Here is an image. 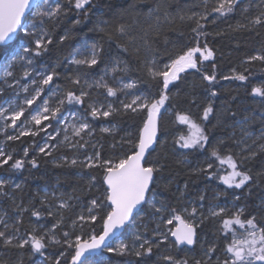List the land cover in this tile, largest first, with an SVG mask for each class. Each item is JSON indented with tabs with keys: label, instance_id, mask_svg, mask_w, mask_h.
Instances as JSON below:
<instances>
[{
	"label": "trees",
	"instance_id": "16d2710c",
	"mask_svg": "<svg viewBox=\"0 0 264 264\" xmlns=\"http://www.w3.org/2000/svg\"><path fill=\"white\" fill-rule=\"evenodd\" d=\"M60 2L67 10L66 15L55 20L45 19L43 22L31 15L27 18L26 22L33 20L52 36V43L48 45L47 51L36 56V60L59 73L54 83L64 91L75 90L77 95L81 90L88 93L83 104L65 103L64 109L73 107L87 117L96 132L95 139L101 145V159L118 162L125 154L131 153L132 145L127 141L135 142L139 129L147 119L146 109L136 113L124 112L121 102L126 98L125 103H129L141 94L149 95L153 99L158 98L162 85L159 80L149 76L147 64L155 61L153 66L162 70L170 59L181 55L188 47L196 46L195 34L192 32L196 21L187 19V16L192 13L203 14L204 0H91L86 9L87 15L69 8L67 0ZM216 2L217 0H207V8L211 9ZM262 2L264 0H239L232 13L225 16L212 13L207 21H200L204 33L199 37L200 46L207 43L214 55L198 64L199 71L186 69L180 78L169 86V99L160 112V138L156 149L147 158L150 164L158 162L162 165L161 171L155 174L156 181L151 198L140 211L146 213L147 217H151L155 212L150 203L155 197L161 198L170 210L176 209L177 213L182 198H193L205 205L211 201L228 205L225 208L226 218H231L237 210L243 208L242 219L253 215L258 223L264 222V150L260 147L264 145V98L252 94L253 87L264 86V61L248 59L257 54L264 55V24L249 23L264 10L261 7ZM245 8L248 10L245 11ZM181 16L185 18L181 19ZM77 19L81 21L79 24L74 23ZM122 24L127 26L123 34L117 31L118 26ZM65 35L67 39L61 41L60 37ZM35 38L36 36L25 35L22 31L17 40H26L28 45L34 48ZM15 43L8 48H0V72ZM93 45H96L98 50L96 65L88 67L72 63L74 58H89V49H92ZM213 73L216 81L210 86L202 77L204 74ZM240 73L248 79H235ZM76 76H79V85L70 83L69 77ZM97 82L101 86L98 87ZM132 82H135V88H124V85ZM104 84L117 89L116 95L109 96ZM213 89L217 93L216 96L210 95ZM104 99L110 101L113 108L119 111L107 118H92L90 105ZM209 102L214 112L208 120H203V108ZM178 113L189 115L204 129L209 141L203 148H182L176 143L181 135L188 136L190 131L188 124L177 119ZM104 126L112 127L113 131L103 132ZM246 132L253 133V136L244 142ZM31 141L32 137L28 136L13 142L7 141L12 147L24 149L30 146L32 150L24 159L19 153L13 156V162L15 159L24 160L23 168L0 167V178L10 177L20 184L19 188L13 189L12 197L6 195L8 188H3L0 200L10 213H18L15 226L28 234L33 233L37 225H43L36 233L43 235L56 224L57 227L45 237L47 246L43 253L50 255L49 264H55L57 258L60 259V264H71L73 250L64 243L66 238L63 234L68 232L67 239L71 240L76 235H81L84 239L93 232L99 235L103 231V217L110 208L98 209L95 212V222H88L83 227L77 224L75 228H71L72 221L78 215L65 211L68 219L58 224L60 220L49 215L48 206L41 200L42 189L54 190L58 187L66 194L90 204L92 199L104 197L107 187L103 183L104 170L99 166L88 168L82 163L71 165L68 162L59 164L53 161L62 154L73 157L74 150L60 149L49 155H36ZM220 141H223L222 145L219 144ZM254 141L256 143L252 145ZM217 146L221 155L231 153L238 161L242 159L243 167L240 170H250L249 174L253 179L241 188L225 184L219 177L227 175L231 169L227 164L221 165L211 156L212 149ZM246 147L249 148L245 149ZM252 152L256 155L249 158ZM33 158L36 160L35 167L31 164ZM209 163L213 165L212 169L200 171L207 169ZM210 172L215 175L210 176ZM92 177L96 180L89 188ZM200 197H203V200ZM33 211L40 212V216L32 215ZM140 212L134 217L133 223L149 219L140 218ZM34 222L37 224L34 225ZM132 222L126 230L131 227ZM233 228L236 238H246L247 232L250 231L247 225L244 228L233 225ZM221 229V218L207 213L197 227V243L193 247L180 244L179 255L174 258L187 260L188 264H196L197 261L206 260V250L215 245L216 252L212 256V264H215L217 257L220 260L225 259V246L233 237L228 233L225 238ZM51 235L60 240V243H50ZM184 248L193 250V255L185 253ZM103 253H106V249ZM161 253L162 248L159 246L153 249L150 256L143 259L131 253L111 255L120 261H135L136 264H168L160 256ZM38 254L41 253L34 252L30 245L23 249L1 245L0 264H35Z\"/></svg>",
	"mask_w": 264,
	"mask_h": 264
},
{
	"label": "snow or ice",
	"instance_id": "6c2138e0",
	"mask_svg": "<svg viewBox=\"0 0 264 264\" xmlns=\"http://www.w3.org/2000/svg\"><path fill=\"white\" fill-rule=\"evenodd\" d=\"M239 0H217L216 5L211 9L207 8V0H204L205 10L203 14L192 13V15L187 16V19H195L196 27L192 29L195 34L194 40L196 46L188 47L181 55H178L174 59H170V62L163 66V69H157L153 65L155 61L148 62L147 71L149 76L154 80H159L162 87L158 94V98H150L149 95L141 94L135 96L131 102L122 104V110L124 112L131 111L136 113L138 110H147V119L144 121L143 126L139 129V132L135 138V142L128 140L127 143L132 145V150L130 154H125L118 162H113L108 159H101L100 153L96 152L94 156H88L84 161L79 163L84 164L85 167L94 168L102 167L104 170L103 183L106 184V189L103 199H92L90 205L87 207V215L80 214L72 221V226L75 227L79 224L83 227L88 222H95L97 220V215L93 214L98 209L107 207L110 211H107L106 215L103 217V231L97 235L94 232L88 235L87 239L82 238L81 235H76L74 240L67 239L69 233L65 232L63 235L66 238L64 243H66L69 248L73 250V255L71 257V264H88L89 260L92 258L96 250L107 248L109 253H116L118 255H125L128 253L133 254L137 258H145L153 253L154 248H158L161 243L169 240L168 233L159 231V225L157 230L153 231V236L156 237L155 240L148 238L145 239L142 234H134L133 242L130 246L123 240L120 241L116 247H110L109 241L116 238L121 230L127 226V222L133 216L134 209L138 206L147 203L152 195V185L156 181V173L161 171L162 165L158 162L150 164L146 158V153L152 148L154 142L157 140V118L160 115L161 108L165 105V102L169 99L167 91L169 85L179 79V73L184 72L186 69H195L199 71L198 64L203 60H209L213 55V50L208 47L207 43L200 46L199 37L204 35L202 32L203 24L200 23L201 20L207 21L212 13H216L218 16H225L226 14L232 13L238 4ZM91 0H67V6L73 8L77 13L84 12L87 15V7L90 5ZM32 7V0H0V48H8V42L12 40L13 34L16 33L18 27L23 28L24 34L28 36H36L34 40V48L22 47L21 51L24 55H21V51H12L7 54V68H12L17 60H23L28 55L33 54L35 56H40L43 51H47L48 45L52 43V36L47 30L40 29L37 31L35 24L32 26V31L30 32L27 27H23L21 24V18L24 16L26 9ZM264 9V2L261 5ZM37 9L36 16L41 22L45 19L55 20L62 15L67 14V10L62 6L60 0H56L55 6L52 7L49 0H40L35 5ZM248 9L245 8V11ZM181 16V19H184ZM81 21L79 19L75 20L74 23L79 24ZM251 25H262L264 24V10L260 11L259 15L254 16L249 22ZM125 25H119L117 31L121 34L126 32ZM239 27H244V25H239ZM102 30V29H101ZM67 36H61L60 40L64 41ZM199 54V56H197ZM98 50L97 46H92L91 58H81L72 60L75 65H87L88 67L94 66L98 63L97 60ZM250 61L260 60L264 61V55H254L248 58ZM28 64H32V60H28ZM115 70V69H114ZM126 70V69H125ZM38 77H42L39 85H37V80L32 79V85H37L34 89V94L31 98H25L23 105H18L16 110L9 105L8 109L0 107V119L5 121L10 120L11 124L5 123L4 127H16L17 121L21 120V117L25 115V107L31 106L38 98H41V94L44 92V86H51L54 80L59 77V73L55 69L48 71L47 74L36 73ZM4 76L14 77L12 71H5ZM24 77H30L29 71L25 70L23 72ZM203 80L208 81L211 86L216 81L215 73L212 75L204 74ZM223 79H229V77H223ZM235 79L239 81H246L248 79L243 73L235 76ZM70 83L74 85L80 84L79 76L69 77ZM18 83V82H17ZM11 86V85H9ZM91 87V85H88ZM97 86H101L97 82ZM107 88V94L109 96H115L117 89L109 87L107 84L103 85ZM135 82L128 83L124 85V88H135ZM23 91L28 92V85L23 86ZM252 94L254 96H259L264 98V86L253 87ZM59 95L61 98L56 100L55 106H50L49 99H43V106L37 105V109L34 110L35 114L31 115L30 121L34 122L35 125H41L42 121H49L50 126L51 120H57L58 116L62 115V110L65 107V103L71 105L73 103L83 104L84 98L88 96L86 91L81 90L80 94L77 95L75 90H61L58 93H53V96ZM211 96H216L217 93L213 89L210 93ZM90 115L92 118H97L103 116L105 118L111 116L114 112L119 111V109L113 108L111 104L107 105V110H104V106L101 105L99 108L95 105H90ZM6 112H10V115H6ZM214 112V108L209 102V104L203 108V120H208L210 114ZM71 116L80 120L79 125L72 124V132L75 137H80L83 139L82 133L91 136L92 129L89 123H87V118L77 117V113L72 112ZM65 119L67 130V117ZM177 119L184 124L190 126V131L188 136L181 135L176 141L182 148H203L204 145L209 141V136L205 133L204 129L191 119L187 114H177ZM103 132H110L109 128H103ZM28 132L21 131L18 136H7L8 140H18L20 136L28 135ZM37 133L32 132L31 135L35 136ZM264 134V133H262ZM50 139L54 137L49 136ZM65 141L69 140V137L65 135ZM88 142L85 141L81 144L79 140L75 144H69V147H80L83 148ZM220 145L223 141L219 142ZM54 148L56 145H48L47 143L43 147H39V152L45 155L50 154L46 149ZM264 150V145L260 146ZM255 152L250 153L249 158L254 157ZM24 156H28V149H24ZM211 156L215 157L221 165L227 164L231 169L227 175L220 176L219 178L229 187L235 186V188H241L246 185L247 182L251 181L253 177L249 174V171H241L240 168L243 167V160H237L231 153L227 155H221L219 146L214 147L211 151ZM67 161V157L64 158ZM11 162V163H10ZM71 165H76L78 163L77 159H72L69 162ZM31 164L33 167L36 166L35 158L32 159ZM10 166L11 169H21L24 166L23 159H15L13 162V154L6 153L3 148H0V167ZM213 165L209 163L207 169H200V171H207L212 169ZM209 175H215V173H209ZM96 178L92 177L89 182V188L92 187ZM8 183L7 180L0 179V191L3 190L5 185ZM19 188V185H16ZM70 196L68 200H71ZM203 200V197H200ZM68 200H61L59 203V208L66 209L69 208ZM157 214H163L168 211L164 205L161 204L159 208L152 205ZM172 213V218L163 220L165 224H172L173 220L179 222V226L175 230L169 229L168 232L172 237H175L173 243L192 245L195 243L197 235L198 225L195 223V218L197 214V208L193 207L189 212L188 209H182L180 213H177L176 209L170 210ZM53 213L50 211L49 215ZM32 215L40 216V212L33 211ZM185 215L188 219H185ZM211 215L213 217L221 218L222 231L225 233V238H227L228 233L232 234V240L225 246V256L226 258L220 260L217 257L215 264H264V222H257V219L253 215L242 219L244 215V209L241 208L237 210L231 218H226L227 210L225 208H219L217 211H212ZM163 219V217H162ZM191 220L192 222H189ZM60 221H58V224ZM233 225H238L240 228H244L245 225L248 226L250 231L247 232V237L243 240L236 238L235 229ZM53 229L57 227L54 224ZM7 228V225H5ZM18 231V229H17ZM50 232H46L43 235H36L34 233H29L27 238L19 239V242L13 244L14 237L12 235H7L5 231H0V240L6 246H14L23 249L25 246L30 245L31 249L36 253L43 254V250L46 248L45 237L50 235ZM50 243L59 244L60 240L56 239L54 235L50 236ZM216 252L215 245L209 247L205 256L207 257L204 261H197L196 264H212V256ZM63 255V253L61 254ZM163 260L168 262V264H188L187 260L175 259L171 255L163 257ZM55 264H60V259L57 258Z\"/></svg>",
	"mask_w": 264,
	"mask_h": 264
},
{
	"label": "rangeland",
	"instance_id": "374dc122",
	"mask_svg": "<svg viewBox=\"0 0 264 264\" xmlns=\"http://www.w3.org/2000/svg\"><path fill=\"white\" fill-rule=\"evenodd\" d=\"M49 3L51 4L52 7L55 6L56 0H49ZM37 9L34 10L32 13L33 18H37L36 16ZM35 24V27L37 31H39L40 25H38L36 22L33 20L26 22L24 27H27L29 31H32V26ZM38 38V37H36ZM35 38V39H36ZM22 47H29L31 48L26 40H17L16 43L14 44L12 51H21ZM91 51L92 49H89V58H91ZM21 55H24L23 52L21 51ZM199 54H197L198 56ZM32 60V64H28V60ZM9 61L7 58L4 60L2 66H1V72H0V107H3L5 109L9 108V105L16 110H18L17 106L18 105H23L24 99L25 98H31V95L34 94V89L37 85H39L40 80L42 77H38L36 73H43L47 74L48 71H51V67H47L43 63H38L36 60V56L33 54L28 55L25 59L23 60H17L12 68H7V63ZM12 71L14 73V77H5L4 72L5 71ZM27 70L30 73V77H24L23 72ZM183 72L179 73V78ZM36 79L37 80V85H32L31 80ZM178 80V79H177ZM176 80V81H177ZM173 81L172 83L176 82ZM18 82V83H17ZM171 83V84H172ZM171 84L169 86H171ZM11 85V86H9ZM28 85L29 91L26 93L23 91V86ZM44 92L41 94V98H38L36 102L29 108V106L24 105L26 111L24 117H21L20 121H17V126L16 127H8L5 128L4 125L5 123L11 124L10 120L5 121L4 119H0V148H3L6 153H12L13 156L16 153H19L23 156V159L26 158L24 156V149H18L16 147H12L8 144V142H13L17 140H8L7 136H18L21 131L28 132V137H32L31 141V147H34V154L40 155L43 153L39 152V147H43L46 143L48 145H56L54 148H49L46 149L50 154L57 152L58 150H74V156L69 158L65 154H62L58 157H55L53 161L62 164L65 162H70L72 159H77L78 163L80 161H84L86 157L88 156H94L96 152H99V148L101 147L100 143L95 139V131L92 128L90 124L91 129H92V134L91 136L85 135L82 133L83 139L81 140L80 137H75L72 132L71 125L76 124L77 126L79 125L80 120L77 118H73L71 116L72 112L77 113V117L79 118H85L83 114H81L78 110H76L73 107L65 108L62 110V115L58 116L57 120H51L50 126L45 127V125H49V121H42L41 125H35L34 122L30 121L31 115L35 114V111L37 109V105L40 107L43 106V99H49V104L50 106H55L56 100L61 98L59 95L53 96V93H58L61 90H63L57 83H53L51 86H44ZM64 91V90H63ZM124 103L126 102V98L123 101ZM110 104V101L104 99L102 101H96L93 102L92 105H95L96 107H100L101 105L104 106V110H107V105ZM6 115H10V112H6ZM65 117H67V130L65 131L66 124H65ZM87 118V117H86ZM103 128H109L111 131H113L112 127L109 126H104ZM110 131V132H111ZM32 132L37 133L35 136L31 135ZM65 135L69 137L68 141H65ZM245 137L243 139L244 142L246 140L248 141L251 136H253V133L248 134L246 132ZM49 136L54 137V139H50ZM24 136H20L18 140H20ZM79 140L81 144H84L85 141L88 143L85 145V147L80 148V147H69V144H75L76 141ZM8 141V142H7ZM256 141L253 142L252 145H254ZM28 149V154L32 150L30 146L26 147ZM249 147H246L245 149H248ZM88 150V154L86 155L84 150ZM183 154V152H180ZM45 155V154H44ZM49 155V154H48ZM101 156V155H100ZM65 157H67V161H65ZM0 179L7 180L8 183L5 185V188H8V191H6V195L8 197L13 196V189L17 188L16 185H19V183H16L13 178L10 177H2ZM8 186V187H7ZM2 191H0L1 195ZM72 197L71 200H68L69 197ZM15 199V198H14ZM41 200L44 202L47 206L49 211H51L53 214L51 216L56 217L58 220L63 221L68 219V215L64 214L65 211L69 212H75L76 215L80 214H85L87 215V207L90 205L88 203H83L82 199H79L73 195L66 194L63 190H60L58 187H55L54 190L44 188L42 189V195H41ZM61 200H68L70 207L66 209H61L59 208V203ZM179 204V212L182 214L181 210L182 209H188L189 212L193 207L197 208V214L195 218V223L199 226L200 223L202 222L203 216H205L207 213H211L212 211H217L219 208H226L228 205L221 203V202H210V204L205 205L203 202H199L193 198L185 199L182 198L180 200ZM152 205L155 204L156 208H159L162 205L168 210L165 211L162 215L157 214L156 212L152 213L151 217H147L146 213L140 212V218L145 217L149 218L147 220L139 221L138 223L132 222L131 227H129L126 232H124L120 238L115 240L113 243H111L109 246L110 247H116L117 244L120 241H124L128 243L130 246L132 245L133 242V236L134 234H142L145 239L151 238L153 240L156 239V237L153 236V231L157 230V227L159 225V231L168 233L169 235V240L166 242H163L160 244L162 248L161 257L163 258L164 256L171 255L173 257L179 255V250H180V245H177L173 243L175 240L173 237L170 235L168 232L169 229L174 230L175 227L178 224V221L173 220L172 224L174 226L172 227V224H165L163 223V220L171 219L172 218V213L167 205L163 203L161 198L155 197L153 200L150 202ZM76 208V206H78ZM74 208L76 210L74 211ZM95 214V213H93ZM163 217V219H162ZM18 218V213L13 215L8 211V209L4 206V203L2 200H0V231H5L7 235H12L14 237L13 244H16L19 242V239H24L28 237V233L25 230H22L19 227H16V220ZM185 219H188V217L185 215ZM189 222H192L189 220ZM37 223L34 222V225ZM60 224V223H59ZM5 225H7V228H5ZM43 227V225H40L33 230V233L36 234L37 230L39 228ZM76 227V226H75ZM71 225V228H75ZM18 229V231H17ZM51 231H53V227L50 228ZM39 236V235H38ZM83 238V237H82ZM237 239L243 240L245 238L238 237ZM74 240V239H72ZM5 245L2 240H0V246ZM185 253H188L189 255L191 252L193 253V250H190L189 248H184ZM111 254H114L116 256V253H109L106 248V253L100 254L98 256L92 257L88 264H136L135 261H120L117 258H114ZM38 258L36 259L35 264H49L48 260H50V255L48 253H43V254H38Z\"/></svg>",
	"mask_w": 264,
	"mask_h": 264
},
{
	"label": "water",
	"instance_id": "95a60500",
	"mask_svg": "<svg viewBox=\"0 0 264 264\" xmlns=\"http://www.w3.org/2000/svg\"><path fill=\"white\" fill-rule=\"evenodd\" d=\"M40 2V0H32V7H30L29 9H26L25 11V14L24 16H22L21 18V24L23 25V27L25 26L26 24V21H27V18L34 12V10L36 9L35 8V5ZM23 31V28L21 27H18L17 30H16V33L13 34V37H12V40L8 42V45H11L13 43H15L20 35V33ZM159 121H160V115L158 116L157 118V140L154 142L152 148L149 150L148 153H146V158L149 157V155L156 149L157 147V144H158V141H159V138H160V127H159ZM153 188V185L151 186ZM145 203L138 206L137 209H134V212H133V216L130 218V221L127 222V226L124 227L121 232L118 234V236L112 240L109 241V245L111 243H113L115 240H117L118 238L121 237V235L124 233V231L126 230V228L130 225V223L133 221L134 217L142 210V208L144 207ZM179 226V222L177 224V226L175 227V229ZM174 229V230H175ZM197 231V230H196ZM173 239L175 240V237H173ZM198 241V233L196 235V239H195V243L192 244V245H187V244H181L183 246H186V247H193ZM106 248H101V249H98L96 250V252L93 254L92 257H95V256H98L100 255Z\"/></svg>",
	"mask_w": 264,
	"mask_h": 264
},
{
	"label": "bare ground",
	"instance_id": "6f19581e",
	"mask_svg": "<svg viewBox=\"0 0 264 264\" xmlns=\"http://www.w3.org/2000/svg\"><path fill=\"white\" fill-rule=\"evenodd\" d=\"M32 15V14H31Z\"/></svg>",
	"mask_w": 264,
	"mask_h": 264
},
{
	"label": "flooded vegetation",
	"instance_id": "af4514ba",
	"mask_svg": "<svg viewBox=\"0 0 264 264\" xmlns=\"http://www.w3.org/2000/svg\"><path fill=\"white\" fill-rule=\"evenodd\" d=\"M102 254V253H101Z\"/></svg>",
	"mask_w": 264,
	"mask_h": 264
}]
</instances>
